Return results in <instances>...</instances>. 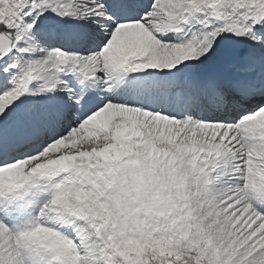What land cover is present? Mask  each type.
I'll use <instances>...</instances> for the list:
<instances>
[{
  "label": "snow or ice",
  "instance_id": "6c2138e0",
  "mask_svg": "<svg viewBox=\"0 0 264 264\" xmlns=\"http://www.w3.org/2000/svg\"><path fill=\"white\" fill-rule=\"evenodd\" d=\"M0 264H264V0H0Z\"/></svg>",
  "mask_w": 264,
  "mask_h": 264
}]
</instances>
